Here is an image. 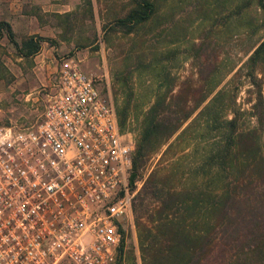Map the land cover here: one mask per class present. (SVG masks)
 <instances>
[{
  "label": "rangeland",
  "instance_id": "rangeland-1",
  "mask_svg": "<svg viewBox=\"0 0 264 264\" xmlns=\"http://www.w3.org/2000/svg\"><path fill=\"white\" fill-rule=\"evenodd\" d=\"M245 1L156 0L152 17L126 33L117 18L126 12L130 0H0V19L12 23L18 40L29 34L43 37L39 50L31 56L19 55L6 35L0 38V124L33 122L42 111L43 101H33L29 92L48 82L61 56H72L95 78L114 107L130 100V123L125 130L131 132L135 147L140 116L158 90L171 87L166 99L180 103L183 99L174 94L184 89L193 104L210 85L213 71L214 78L221 81L209 97L223 86L231 90L235 96L231 106L239 110L240 126L253 125L255 117L250 108L255 100L254 85L242 65L264 37V29L252 31L263 19L264 10L252 0L236 13ZM226 114L231 116L232 111ZM176 134L150 155L135 188L129 181L132 200L153 169L163 173L168 166L174 170L169 180L172 186L191 184L187 172L207 149L212 135L202 134L194 126L184 140H176ZM169 142L172 145L168 147ZM261 144L264 150V131ZM122 225V263L142 264L132 209Z\"/></svg>",
  "mask_w": 264,
  "mask_h": 264
},
{
  "label": "trees",
  "instance_id": "trees-1",
  "mask_svg": "<svg viewBox=\"0 0 264 264\" xmlns=\"http://www.w3.org/2000/svg\"><path fill=\"white\" fill-rule=\"evenodd\" d=\"M251 1L239 5L236 13ZM254 1L264 10V0ZM156 9V0H130L126 12L117 18L118 25L130 33ZM259 29H264V17L252 31ZM4 35L21 56L36 53L43 39L42 35L29 34L18 40L11 23L0 19V38ZM242 68L254 85L250 113L255 123L251 126H240L239 110L231 106L235 105L231 90L223 86L209 97L221 81L214 78V71L208 79L210 85L193 104L190 94L181 88L174 96L182 102L167 100L168 86L158 90L142 112L132 157L131 188L142 179L150 155L173 134L177 133L176 140H184L194 126L200 133L212 135L207 149L187 172L190 185L172 186L169 180L176 172L166 166L168 171L163 173L153 169L137 190L131 209L142 264H264V37L252 47ZM115 110L121 128L126 129L130 100L116 103ZM227 110L232 111L231 116ZM171 145L169 142L168 147ZM123 245L124 241L115 264H123Z\"/></svg>",
  "mask_w": 264,
  "mask_h": 264
},
{
  "label": "built area",
  "instance_id": "built-area-1",
  "mask_svg": "<svg viewBox=\"0 0 264 264\" xmlns=\"http://www.w3.org/2000/svg\"><path fill=\"white\" fill-rule=\"evenodd\" d=\"M42 111L0 124V264H115L135 140L72 56L30 91Z\"/></svg>",
  "mask_w": 264,
  "mask_h": 264
},
{
  "label": "crops",
  "instance_id": "crops-1",
  "mask_svg": "<svg viewBox=\"0 0 264 264\" xmlns=\"http://www.w3.org/2000/svg\"><path fill=\"white\" fill-rule=\"evenodd\" d=\"M5 19V18H4ZM6 20H8L7 18H6ZM11 25H12V23H11ZM13 26V25H12ZM51 61V59L47 56V61ZM47 65H49V64H47Z\"/></svg>",
  "mask_w": 264,
  "mask_h": 264
}]
</instances>
